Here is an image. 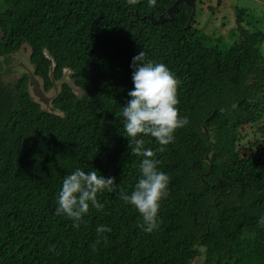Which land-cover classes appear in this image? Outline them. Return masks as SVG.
Here are the masks:
<instances>
[{"label": "trees", "instance_id": "trees-1", "mask_svg": "<svg viewBox=\"0 0 264 264\" xmlns=\"http://www.w3.org/2000/svg\"><path fill=\"white\" fill-rule=\"evenodd\" d=\"M175 1L0 0V264H264V31L245 8L230 45L195 19L188 27L185 3L173 21L142 18ZM25 48L46 90V54L55 61L57 111L34 100L24 69L5 80ZM142 51L175 74L188 119L163 152L144 137L170 178L158 227L144 232L139 213L104 192L74 228L56 214L67 174L96 169L129 194L139 179L122 110Z\"/></svg>", "mask_w": 264, "mask_h": 264}, {"label": "clouds", "instance_id": "clouds-1", "mask_svg": "<svg viewBox=\"0 0 264 264\" xmlns=\"http://www.w3.org/2000/svg\"><path fill=\"white\" fill-rule=\"evenodd\" d=\"M127 3L131 6L136 0H127ZM147 4L154 7L156 0H147ZM131 68L134 87L123 106L122 121L131 155L142 157L139 179L129 194L117 185L114 177H106L96 169L86 172L77 168L67 174L57 195L56 214L73 221L74 228L80 227L90 207H102L98 195L104 192H116L125 205L132 206L142 218L138 226L144 232L150 234L158 227L161 201L169 194L170 178L159 170V161L154 158V152L145 147L144 137L154 138L163 152L188 119L180 115L177 107L179 81L165 64L146 62L142 51L133 57ZM257 223L264 227V215ZM108 231L111 229L104 225L97 228L98 234Z\"/></svg>", "mask_w": 264, "mask_h": 264}, {"label": "rangeland", "instance_id": "rangeland-1", "mask_svg": "<svg viewBox=\"0 0 264 264\" xmlns=\"http://www.w3.org/2000/svg\"><path fill=\"white\" fill-rule=\"evenodd\" d=\"M240 8L247 9L250 15L246 18L256 28L264 31V0H197L193 18L195 28L209 38L221 37L226 44L230 45L235 39L233 33H235L237 10ZM15 57L16 63L20 61L27 64L28 62V52H21ZM14 61L11 63L14 64ZM18 72V70L9 72L6 74L9 77L5 80L15 79Z\"/></svg>", "mask_w": 264, "mask_h": 264}, {"label": "water", "instance_id": "water-1", "mask_svg": "<svg viewBox=\"0 0 264 264\" xmlns=\"http://www.w3.org/2000/svg\"><path fill=\"white\" fill-rule=\"evenodd\" d=\"M196 2H197V0H176L173 3V5L168 8V10H167L168 15L167 16L160 15L158 18H156L153 15L148 14V15L143 16L142 18L143 19H150L154 24L165 23L167 21H173L174 17H175L174 14L178 11L179 4L185 3L186 5H188L189 7L192 8V13L190 15V19L188 22V27H189L191 21L194 18V13H195V9H196ZM135 15L137 17H140L139 14H137V13ZM23 50L25 52H28L26 50V48ZM46 55L51 60L49 73L51 76V80L53 82V86L49 90L45 89L44 80L34 72V69L31 65V63L29 62L30 61L29 57H28L27 64H24L21 62L20 66L23 67V69L27 72V74L29 76L28 85H29V88H30V91L32 93L34 100L38 101L42 105V108L48 109V110L54 112V111H57L58 109H56L53 106L52 101H53L54 97L59 93L62 81L54 79L53 72L55 69V61L53 60V58L49 54H46ZM66 75H67V72H66Z\"/></svg>", "mask_w": 264, "mask_h": 264}, {"label": "flooded vegetation", "instance_id": "flooded-vegetation-1", "mask_svg": "<svg viewBox=\"0 0 264 264\" xmlns=\"http://www.w3.org/2000/svg\"><path fill=\"white\" fill-rule=\"evenodd\" d=\"M16 59V57H11V61H14ZM10 61V62H11ZM20 61L18 62V63H16L15 61H14V64H12V63H9V70H11V69H14L12 66H15V67H20L21 69H23V67H21L20 66ZM11 64V65H10ZM25 64V63H24ZM15 70V69H14Z\"/></svg>", "mask_w": 264, "mask_h": 264}]
</instances>
